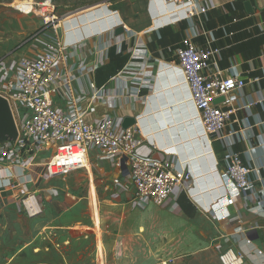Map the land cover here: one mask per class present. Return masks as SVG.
Segmentation results:
<instances>
[{
	"label": "crops",
	"instance_id": "0c3cea01",
	"mask_svg": "<svg viewBox=\"0 0 264 264\" xmlns=\"http://www.w3.org/2000/svg\"><path fill=\"white\" fill-rule=\"evenodd\" d=\"M244 1L195 0L204 13L178 23L169 19L175 12L168 11L164 0L113 7L111 23L101 28L88 17L75 19L68 36L64 34L76 43L71 51L75 59L102 62L84 78V104L92 97L88 83L102 94L90 105L87 120L135 117L131 128L144 141L138 154L178 163L179 168L182 163L192 178L162 206L137 203L132 190L113 183L126 180L115 157L113 162L101 161L100 177L93 180L94 197L88 182V191L68 193L74 201L69 198L62 210L58 194L44 192L34 198L33 215L15 194L2 190L0 264H221L223 251L247 253L251 248L263 255L246 254L242 264H264V216L259 215L264 210V0H250V14ZM121 24L128 30L118 40L114 31ZM47 32L38 37L39 46L18 60L41 53ZM187 36L198 46L219 48L218 68L246 82L243 90L230 95L239 110L221 135L210 137L209 145L176 65V48ZM134 50L144 55L132 57ZM126 68L139 70L136 76L146 77L151 85L111 107L107 100L112 94L136 95L137 82L119 76ZM49 99L58 109L71 103L66 92L58 90ZM235 153L251 169L250 191H239L226 175ZM76 160L86 162L83 156L67 161Z\"/></svg>",
	"mask_w": 264,
	"mask_h": 264
},
{
	"label": "built area",
	"instance_id": "2783aa9c",
	"mask_svg": "<svg viewBox=\"0 0 264 264\" xmlns=\"http://www.w3.org/2000/svg\"><path fill=\"white\" fill-rule=\"evenodd\" d=\"M164 1L169 6L168 11L175 12L169 18L172 23L191 21L205 11L196 5L195 0ZM36 13L45 26L42 34L48 31L45 48L36 57L9 61L8 73L5 80L0 82V97L7 101L17 128V137L14 141L0 144V180L13 178L11 173L14 168L28 170L39 166L43 157L47 160L44 163L45 178L60 177L72 171L68 169H61L60 172L51 171L50 165L54 159L58 158L61 164L68 159L74 160L83 156L88 163L93 158L91 153H95V156L101 158L116 157L120 160V165L123 158L128 160L125 182L115 179L113 183L126 190H132L137 203L151 202L162 206L174 199L191 181V173L186 169V165L181 163L179 168L178 163L176 165L174 162L151 155H139L138 150L144 145V141L136 137V132L132 128L123 130L121 119L116 116L108 115L100 121L87 120L90 105L98 102L102 94L93 82L88 83L92 97L84 104V78L92 75L102 62L75 59L76 55L74 56L71 51L76 43L71 39L61 40L62 32L59 35L55 28L59 30L62 28L63 36L64 34L68 36L70 27L76 24L75 19L87 18L90 12L77 18L66 19L68 21H60L56 17L53 2L43 0L38 5ZM120 27L124 32L128 30L123 24ZM53 29L54 33H51ZM120 36L115 37L120 40ZM109 45L110 43L106 46ZM175 53L176 65L188 89L190 103L202 126V137L209 145L210 137L221 135L230 117L239 110L230 95L234 91L243 90L246 82L239 76L225 75L224 71L218 68L219 48L210 45L198 46L193 42V38L187 36L181 39ZM130 54L132 57L144 55L139 50L131 51ZM122 72L119 76L127 75L132 81L137 82L136 95L112 94L107 100L111 107H114L117 99L137 97L142 88L151 85L146 77L140 80L141 78L136 76L140 74L139 70L131 71L126 68ZM73 84L77 85L76 89L73 88ZM55 90L63 94L66 92L69 96L71 103L65 109H58L52 105L49 98ZM218 98H223L221 104L214 103ZM221 105L225 110L219 109ZM250 174L251 169L241 155L231 154L226 175L239 191L247 192L253 189L254 182ZM12 180L14 179L8 182L11 184ZM22 204L29 214L35 213L37 206L34 197L22 200ZM259 215L264 216V210ZM250 253L263 255L262 251L253 248L247 253L227 249L218 256V259L221 264H242L245 255Z\"/></svg>",
	"mask_w": 264,
	"mask_h": 264
},
{
	"label": "rangeland",
	"instance_id": "374dc122",
	"mask_svg": "<svg viewBox=\"0 0 264 264\" xmlns=\"http://www.w3.org/2000/svg\"><path fill=\"white\" fill-rule=\"evenodd\" d=\"M42 1L0 0V76L4 75L5 72L8 73L7 65L9 61H16L25 54L29 55L31 53L30 49L33 51V47L40 45L38 37L45 30V26L36 11ZM51 1L55 5L56 17L60 21L66 20V18L80 17L85 15L87 11L90 12V16H88L89 22L97 23L95 27L99 26L100 28L103 26V23H111L110 11H114L113 9L119 6H130L132 3V0ZM55 30L59 35L62 32V35H60V39L62 40L64 38L63 29L60 28L59 30L55 28ZM51 33H54V29L51 30ZM41 39L47 41V38L43 37ZM91 156L93 158L88 163L87 161L81 163L76 160V163H68L66 161L60 164V160L54 159L50 165L51 171L60 172L61 169L72 171L58 178H54L56 176L45 178L46 166L44 163L47 160L44 157L40 160V165L34 166L32 169L23 170L14 168L16 172L12 170L15 172L12 178L14 179L12 180L13 182L10 184L8 180H0V192L3 190L15 194L18 202L29 197L39 198L40 194L44 192H47L48 196L58 194L56 197L59 199L61 205H57V207L63 210L65 207L62 206H65L71 197H69L70 194L68 195V193H84L87 190L86 183L88 182L90 183V191L94 197V192L97 189L94 188L93 180L100 177L99 168L101 161L109 160L113 162V159H115V157L101 158L97 155L95 156V153H91ZM70 201L73 202V198H70ZM44 206L49 207V204H44Z\"/></svg>",
	"mask_w": 264,
	"mask_h": 264
},
{
	"label": "water",
	"instance_id": "95a60500",
	"mask_svg": "<svg viewBox=\"0 0 264 264\" xmlns=\"http://www.w3.org/2000/svg\"><path fill=\"white\" fill-rule=\"evenodd\" d=\"M134 0H132L133 2ZM243 5L247 11V13L252 12L251 2L250 0H246L243 2ZM124 33V29L122 27H118L114 31L115 36H120ZM223 98H218L214 101V103H218L222 101ZM136 124L135 117L131 116H125L121 119V128L123 130H126L128 128L133 127ZM17 137V128L15 121L12 117L9 105L7 101L0 97V144L7 142V141H14ZM128 160L126 158H123L121 161V172L122 175H127V166Z\"/></svg>",
	"mask_w": 264,
	"mask_h": 264
},
{
	"label": "trees",
	"instance_id": "16d2710c",
	"mask_svg": "<svg viewBox=\"0 0 264 264\" xmlns=\"http://www.w3.org/2000/svg\"><path fill=\"white\" fill-rule=\"evenodd\" d=\"M127 6V5H126ZM118 59V57L116 58V60ZM117 61H119L120 63H122L123 62V60H117Z\"/></svg>",
	"mask_w": 264,
	"mask_h": 264
}]
</instances>
